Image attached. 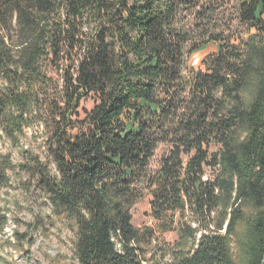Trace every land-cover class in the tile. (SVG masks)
<instances>
[{"label":"trees","instance_id":"1","mask_svg":"<svg viewBox=\"0 0 264 264\" xmlns=\"http://www.w3.org/2000/svg\"><path fill=\"white\" fill-rule=\"evenodd\" d=\"M34 125L50 162L21 143ZM9 173L72 223L73 264H264V0H0ZM144 196L154 225L136 228Z\"/></svg>","mask_w":264,"mask_h":264},{"label":"rangeland","instance_id":"2","mask_svg":"<svg viewBox=\"0 0 264 264\" xmlns=\"http://www.w3.org/2000/svg\"><path fill=\"white\" fill-rule=\"evenodd\" d=\"M206 52V51H205ZM195 52L189 57V64L198 66L200 59L205 53ZM93 99L83 101L82 106L90 109ZM46 133L41 126L34 125L25 130L21 139L24 148L30 149L39 155L44 162H50L45 151ZM2 152L9 151L14 162H20L21 157L17 148H13L8 141H2ZM169 146L161 144L158 146L153 157L151 167L157 168L161 156L167 152ZM218 150V146L211 144V154ZM214 173L207 168L205 176L211 178ZM7 184L0 185V207L8 217L3 235L0 236V254L7 256L8 264H73L72 242L75 238V228L71 222L66 220L52 219L49 221L50 207L44 197L39 193L30 192L27 177L23 174H11ZM37 216H42L43 224L33 229L31 237L33 241L26 245L27 251L21 252L16 247L9 245L14 240L13 232L25 233L35 221ZM48 216V217H47ZM131 223L136 228L154 225L150 216V196H144L131 209ZM158 246H173L176 234L173 231L161 233ZM3 246L4 249L1 247ZM149 256V253L148 255Z\"/></svg>","mask_w":264,"mask_h":264}]
</instances>
